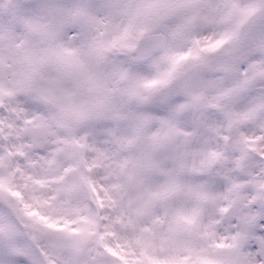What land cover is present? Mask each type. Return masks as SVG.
I'll return each mask as SVG.
<instances>
[{
    "label": "snow or ice",
    "instance_id": "obj_1",
    "mask_svg": "<svg viewBox=\"0 0 264 264\" xmlns=\"http://www.w3.org/2000/svg\"><path fill=\"white\" fill-rule=\"evenodd\" d=\"M0 264H264V0H0Z\"/></svg>",
    "mask_w": 264,
    "mask_h": 264
}]
</instances>
